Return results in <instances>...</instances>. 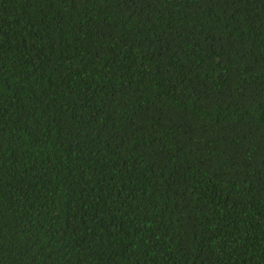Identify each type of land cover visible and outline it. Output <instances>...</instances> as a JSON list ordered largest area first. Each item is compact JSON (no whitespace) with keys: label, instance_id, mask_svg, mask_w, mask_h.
Masks as SVG:
<instances>
[{"label":"trees","instance_id":"1","mask_svg":"<svg viewBox=\"0 0 264 264\" xmlns=\"http://www.w3.org/2000/svg\"><path fill=\"white\" fill-rule=\"evenodd\" d=\"M0 264H264V0H0Z\"/></svg>","mask_w":264,"mask_h":264}]
</instances>
